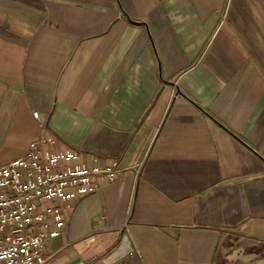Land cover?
Masks as SVG:
<instances>
[{"label":"crops","instance_id":"0c3cea01","mask_svg":"<svg viewBox=\"0 0 264 264\" xmlns=\"http://www.w3.org/2000/svg\"><path fill=\"white\" fill-rule=\"evenodd\" d=\"M39 139L117 168L48 262L264 264V0H0V166Z\"/></svg>","mask_w":264,"mask_h":264},{"label":"built area","instance_id":"2783aa9c","mask_svg":"<svg viewBox=\"0 0 264 264\" xmlns=\"http://www.w3.org/2000/svg\"><path fill=\"white\" fill-rule=\"evenodd\" d=\"M42 143L33 141L24 155L0 166V264L48 262L46 246L62 233L66 206L90 194L96 176L116 175L113 165L77 162L76 150L52 151Z\"/></svg>","mask_w":264,"mask_h":264},{"label":"water","instance_id":"95a60500","mask_svg":"<svg viewBox=\"0 0 264 264\" xmlns=\"http://www.w3.org/2000/svg\"><path fill=\"white\" fill-rule=\"evenodd\" d=\"M134 247L127 232H123L118 243L102 256L80 254L63 264H116L133 251ZM45 264H52L46 262Z\"/></svg>","mask_w":264,"mask_h":264}]
</instances>
